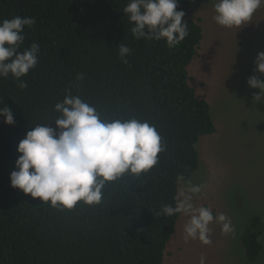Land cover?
Instances as JSON below:
<instances>
[{
  "label": "trees",
  "instance_id": "1",
  "mask_svg": "<svg viewBox=\"0 0 264 264\" xmlns=\"http://www.w3.org/2000/svg\"><path fill=\"white\" fill-rule=\"evenodd\" d=\"M208 1L178 0L188 36L169 48L165 40L134 38L123 12L129 0H0V22L35 19L18 51L40 46L38 64L26 76L0 77V108L10 107L15 120L9 125L0 116V264H166L180 214L163 216L162 208L175 206L180 180L198 170L200 138L217 132L211 105L189 73L204 37L201 18L189 12ZM120 43L132 50L127 63ZM69 92L102 119L148 122L164 150L149 172L107 183L99 205L60 210L13 188L10 175L20 141L36 125L56 129L55 105ZM263 230L260 216L245 228L249 261L263 250Z\"/></svg>",
  "mask_w": 264,
  "mask_h": 264
},
{
  "label": "clouds",
  "instance_id": "2",
  "mask_svg": "<svg viewBox=\"0 0 264 264\" xmlns=\"http://www.w3.org/2000/svg\"><path fill=\"white\" fill-rule=\"evenodd\" d=\"M264 5V0H217L214 4L215 22L225 28H242L253 14ZM178 0H129L123 12L133 23L131 32L136 39L165 40L169 48L180 44L187 36L185 12L177 10ZM35 24L32 17L16 16L0 22V77L9 74L20 80L38 64L40 46L33 42L30 49L18 51L24 42L25 26ZM122 62L127 63L131 48L118 46ZM256 70L264 74V52L255 61ZM79 79H83L80 75ZM260 93L255 101L264 98V81L256 76L248 80ZM21 88L26 87L20 81ZM60 113L54 120L57 128L36 125L20 141L16 169L10 175L11 186L39 198L60 210H71L78 203L99 205L105 185L125 174L139 176L158 163L163 149L162 138L156 128L137 119H102L96 109L78 96L66 95L55 105ZM5 123H15L10 107L0 108ZM50 124V123H49ZM202 186L188 182L186 191L176 197L175 206L165 205L163 216L183 214L189 219L184 226V239H199L210 245V224L218 222L224 234L234 232L231 220L223 213L213 215L207 207H196L192 196ZM201 264L205 258L201 257Z\"/></svg>",
  "mask_w": 264,
  "mask_h": 264
},
{
  "label": "rangeland",
  "instance_id": "3",
  "mask_svg": "<svg viewBox=\"0 0 264 264\" xmlns=\"http://www.w3.org/2000/svg\"><path fill=\"white\" fill-rule=\"evenodd\" d=\"M217 0L196 3L189 17L201 18L204 37L198 54L189 66L191 84L197 94L207 99L217 132L200 138L197 148L200 166L190 180L202 186L192 196L196 207L211 209L214 217L223 213L232 222L234 232L224 234L218 222L210 224L206 245L199 239H184V226L189 217L180 214L176 233L165 251L166 264H264L259 258L249 261L242 242L247 224L260 216L264 227V98L248 80L252 76L264 81L255 63L264 52V5L242 28L218 25L214 16ZM189 181L180 180L179 193Z\"/></svg>",
  "mask_w": 264,
  "mask_h": 264
}]
</instances>
